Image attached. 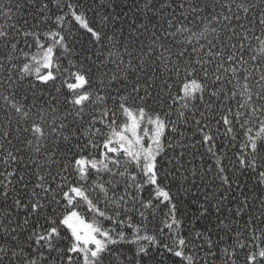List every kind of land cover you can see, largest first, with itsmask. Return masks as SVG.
<instances>
[{
    "label": "snow or ice",
    "instance_id": "1",
    "mask_svg": "<svg viewBox=\"0 0 264 264\" xmlns=\"http://www.w3.org/2000/svg\"><path fill=\"white\" fill-rule=\"evenodd\" d=\"M0 264H264V0H0Z\"/></svg>",
    "mask_w": 264,
    "mask_h": 264
},
{
    "label": "trees",
    "instance_id": "2",
    "mask_svg": "<svg viewBox=\"0 0 264 264\" xmlns=\"http://www.w3.org/2000/svg\"><path fill=\"white\" fill-rule=\"evenodd\" d=\"M192 210H194V206H193V208H192V209H190V211H192Z\"/></svg>",
    "mask_w": 264,
    "mask_h": 264
}]
</instances>
